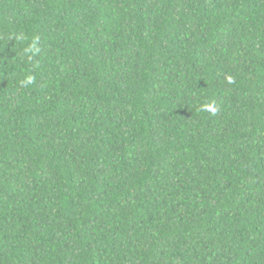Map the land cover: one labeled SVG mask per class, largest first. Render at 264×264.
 <instances>
[{
    "label": "trees",
    "instance_id": "trees-1",
    "mask_svg": "<svg viewBox=\"0 0 264 264\" xmlns=\"http://www.w3.org/2000/svg\"><path fill=\"white\" fill-rule=\"evenodd\" d=\"M0 264H264V0H0Z\"/></svg>",
    "mask_w": 264,
    "mask_h": 264
}]
</instances>
